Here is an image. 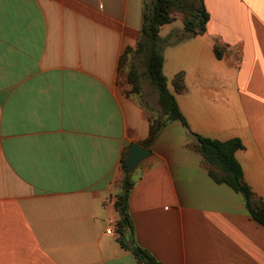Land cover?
Segmentation results:
<instances>
[{
	"label": "crops",
	"instance_id": "obj_1",
	"mask_svg": "<svg viewBox=\"0 0 264 264\" xmlns=\"http://www.w3.org/2000/svg\"><path fill=\"white\" fill-rule=\"evenodd\" d=\"M204 1V35L160 31L190 130L170 121L130 174L132 228H120L123 157L162 116L146 68L131 93L134 52L121 66L147 0H0V264H144L136 246L161 264H264V227L189 147L191 131L240 139L264 200V0Z\"/></svg>",
	"mask_w": 264,
	"mask_h": 264
},
{
	"label": "trees",
	"instance_id": "obj_2",
	"mask_svg": "<svg viewBox=\"0 0 264 264\" xmlns=\"http://www.w3.org/2000/svg\"><path fill=\"white\" fill-rule=\"evenodd\" d=\"M178 12L185 15L184 30L186 33L191 36L206 33L210 15L204 0H191L190 3L184 0H153L151 5L145 4L142 27L143 39L139 42L137 50L127 48L121 58V66H123L129 53L143 52L147 44H151L147 54L146 76L159 92V105L162 116L151 122L149 137L142 143L148 149L152 147L163 128L170 121L178 120L190 130L188 121L183 115L175 95L168 88L167 79L163 72L162 47L159 44L161 41V28L166 24L173 23L176 19L175 13ZM215 52L218 59H222L225 55V49L218 43L215 45ZM141 75L136 67H131L128 73V82L132 85L131 93L141 92ZM191 134L196 137V142L190 143L189 147L202 155L209 168L210 176L217 183L227 184L237 193L242 194L251 217L264 227V200L254 193L245 181L242 165L236 158V152L244 148L243 142L237 138L220 141L192 131ZM122 165L125 179L123 193L119 196L116 207L121 214L120 228L126 226L132 228V220L128 211V197L134 183L128 170V153L123 157ZM134 253L144 264H161L139 246L134 248Z\"/></svg>",
	"mask_w": 264,
	"mask_h": 264
},
{
	"label": "rangeland",
	"instance_id": "obj_3",
	"mask_svg": "<svg viewBox=\"0 0 264 264\" xmlns=\"http://www.w3.org/2000/svg\"><path fill=\"white\" fill-rule=\"evenodd\" d=\"M184 1L185 2H188V3L191 2V0H184ZM147 3H148V5H151L152 4V1L151 0H147ZM175 17H176V19H175V21L173 23L176 26H178V29H177L178 37L180 39H182V38L186 37V35L188 34L184 30V19H185V15L178 12V13H175ZM146 40L147 39L145 38V41ZM150 45L151 44L148 43L146 49L143 52H140V53H137V54L135 53V54L132 55L133 56V58H132L133 67H136L138 70L141 71V73L143 71H145V68H146L147 54L149 52ZM127 60H128V57H127ZM127 60H126V63H127Z\"/></svg>",
	"mask_w": 264,
	"mask_h": 264
},
{
	"label": "water",
	"instance_id": "obj_4",
	"mask_svg": "<svg viewBox=\"0 0 264 264\" xmlns=\"http://www.w3.org/2000/svg\"><path fill=\"white\" fill-rule=\"evenodd\" d=\"M153 156V152L138 143H132L129 146L128 170L132 174L137 167L146 159Z\"/></svg>",
	"mask_w": 264,
	"mask_h": 264
},
{
	"label": "built area",
	"instance_id": "obj_5",
	"mask_svg": "<svg viewBox=\"0 0 264 264\" xmlns=\"http://www.w3.org/2000/svg\"><path fill=\"white\" fill-rule=\"evenodd\" d=\"M115 225H116V222L114 220H109V226H108V229H107V233L108 234H113L114 232V229H115Z\"/></svg>",
	"mask_w": 264,
	"mask_h": 264
}]
</instances>
